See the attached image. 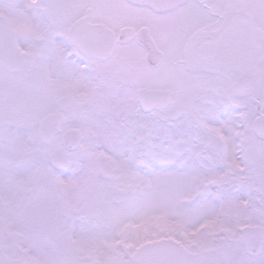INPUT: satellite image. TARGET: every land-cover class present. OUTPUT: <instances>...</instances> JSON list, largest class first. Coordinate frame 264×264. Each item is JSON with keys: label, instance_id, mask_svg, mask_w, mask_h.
<instances>
[{"label": "snow or ice", "instance_id": "1", "mask_svg": "<svg viewBox=\"0 0 264 264\" xmlns=\"http://www.w3.org/2000/svg\"><path fill=\"white\" fill-rule=\"evenodd\" d=\"M0 264H264V0H0Z\"/></svg>", "mask_w": 264, "mask_h": 264}]
</instances>
